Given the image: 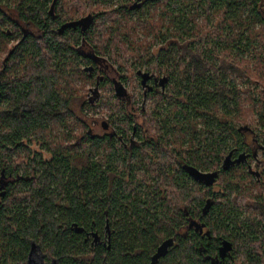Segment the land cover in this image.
Masks as SVG:
<instances>
[{"label": "trees", "instance_id": "obj_1", "mask_svg": "<svg viewBox=\"0 0 264 264\" xmlns=\"http://www.w3.org/2000/svg\"><path fill=\"white\" fill-rule=\"evenodd\" d=\"M48 1L0 0L19 14L17 21L0 8V53L5 54L0 62V178L4 168L24 176L0 196V264H28L31 241L41 246L48 264H151L159 245L190 219L206 226L212 240L201 239L200 229L191 231L158 264H211L221 236L242 245L235 244L220 264H264V242L252 232L254 224L236 214L235 203L247 189L224 187L226 197L212 206L201 192L205 188L183 168L187 163L217 171L221 156L242 147L238 132L264 128L262 0H65V8L59 0L54 15ZM183 8L196 16L187 19ZM69 24L77 25L60 33ZM138 33L146 40L138 42ZM11 40L17 45L9 49ZM169 40L171 50H161L148 67L153 71L157 65L172 77L180 69L185 77L175 95L154 100L143 150L134 153L149 178L142 197L116 174L113 144L88 138L89 127L72 109L79 93L74 83L81 78L95 83V89L111 83L101 81L104 61L138 58L144 66L141 60L156 43ZM175 49L181 57L177 65L169 60ZM220 55L228 61L226 70L217 66ZM227 79L226 92L221 85ZM161 110L172 118L162 122ZM113 111L123 132L131 131L125 106ZM180 136L191 137L189 149ZM34 142L46 147L50 160H29L27 143ZM125 164L123 175L137 171ZM107 222L122 227L112 250L85 243L84 233L104 231ZM75 226L83 233H75ZM260 234L264 241V231Z\"/></svg>", "mask_w": 264, "mask_h": 264}, {"label": "flooded vegetation", "instance_id": "obj_2", "mask_svg": "<svg viewBox=\"0 0 264 264\" xmlns=\"http://www.w3.org/2000/svg\"><path fill=\"white\" fill-rule=\"evenodd\" d=\"M59 0H49L47 3L46 8L49 9V14L54 15L56 8H57V3ZM145 1V0H144ZM143 2V0H142ZM264 0H262L263 4ZM6 5L0 3V8H2V10L4 11V13H7L9 15V17L11 19H16L17 21H19V14L16 12V9H12L11 7H5ZM64 7V6H63ZM7 11V12H6ZM196 59L193 60L194 63H196L195 61ZM99 63V62H97ZM150 63V62H149ZM148 63V65H149ZM95 68L98 66H94ZM93 67V68H94ZM220 68V66H218ZM92 68V70L90 71L91 74H95L96 71H94ZM197 67L192 65V70L196 69ZM165 70H162L160 73L158 72H154L151 71L149 69V67L143 71V70H137L136 71V80L137 82L140 84V87L142 89V106L140 111L142 112V114L140 115L141 118H144V113L146 112L145 109V105L147 104V101L155 98V97H159V96H165L167 95V87L171 84V80H172V76L169 73L164 72ZM163 73V74H161ZM102 79L101 81L104 83V79H109V81H111V84L113 86V89L115 91V95L117 97V100L120 104H123L125 106V108L128 111V115L124 117V120L129 121L131 124L127 127L128 129L131 127L132 130L129 132L124 133L122 128H123V124H119L114 126L111 122L106 121V122H102V124H100V127L103 129L102 133L97 134L93 132V127H89L88 129V138H90L91 140H98V141H110L113 146H114V150L116 153L115 159L119 164V170H116V174L123 176L125 181H126V185L127 186H131V185H135L134 187L132 186V191H138L137 193L140 195V189H138V187H146L149 178H147V175L145 174V172L143 170H141V165L140 164V158L135 156L134 153L136 152V150H143L144 144H145V137L143 138L141 136L142 134V130H141V126L139 124H137V119L138 116L136 113H134V110L136 108V105L138 104V101H136L134 95L128 90V88L125 86V84L123 83V75H121L119 72L116 71H112L108 66H106L105 68V72L104 74H102V76H100ZM101 82V83H102ZM123 86L124 88V93L122 96H118L117 95V87L118 86ZM224 88V86H222V89ZM100 89V87H99ZM98 89V91H99ZM96 94H98V92H96ZM178 95V94H177ZM179 96V95H178ZM146 117V116H145ZM147 122L143 121L142 124H146ZM99 125V122L97 123ZM140 129V130H139ZM131 133V134H130ZM239 135H241V144L242 147L238 146V147H233L231 150H229L226 155L221 156L220 158V162H219V169H217V171H203L201 169H198L194 166H189V164L184 163L183 168L185 170V172L187 173V175L193 179L194 181H196L197 183H200L204 188H208V203L210 205H215L216 203H219L222 200V197L226 195L224 193H218L215 194L214 193V187L217 186L218 182L221 181V179L223 180L224 177H226L227 175L233 174L236 171L240 172V170L246 168V172H244L243 176H240L239 179L241 177H243V181H247L248 178L253 181V183L260 187V190H262L263 192H261V194H258L259 196L257 197V202L256 205L258 206L257 208V212H247L245 213L244 211H241L239 208V210L233 212V214H237L238 217L240 219L243 220H248V222L254 224L255 228H252V232H258L257 236L259 237V242H264L263 241V237L261 236L260 232L264 231V211H262L264 209V187L263 185V178H264V171L262 170V166H264V162H262V160L260 159V157L264 154V145L260 144V142L258 140H255L254 143L249 142V134H253L252 131H245V132H238ZM247 135V137L245 136ZM84 141V140H83ZM82 141V142H83ZM247 145V147H246ZM232 154L231 156V161L234 163L233 166L228 170L225 171L223 169V166L225 165L226 159L227 157ZM242 154H246L248 156V160L247 162L244 163H236V161L239 159L240 155ZM120 156H122L120 158ZM224 157V158H223ZM125 160L126 164L123 162ZM254 163V165H253ZM124 164L125 167L128 169H136V172H130V173H126L125 175L122 174L123 170H124ZM254 167V168H253ZM198 169L202 172L205 173H215L216 176V182L212 185V186H206L204 183L197 181L196 179H194V177L192 176V174L190 173V169ZM140 170V171H138ZM262 170V171H261ZM231 171V172H230ZM7 170L4 168L3 169V173L2 176L0 178V196L2 193H5L9 187L13 186V185H19L17 178L21 177L23 178L24 176L21 174H9L6 173ZM33 173H31L32 175ZM140 174H143L142 178L140 179L139 182H137L138 178L137 176H139ZM26 181H29L27 178H25ZM129 181V184H128ZM152 181V179H151ZM242 181V180H241ZM117 183V182H116ZM237 186L239 188V190H245V189H249V187H244L242 182L237 183V179L235 181V185L234 187ZM2 197V196H1ZM261 201H263L261 203ZM239 207V205H237ZM206 214H210L209 210L206 212ZM198 221L195 219H190L188 225L184 228L181 229L179 231L176 232V234L168 239L173 238L175 240L174 246L173 248L177 245V242L180 238V236H183L185 238H187L190 235L191 231H197V227H198ZM122 227L120 226V222L117 223V225H112L111 227L109 226V223L107 222L106 225V230L104 231H96L99 235L100 240L94 244V237L92 235L93 232H95L94 230H90L89 232L84 233V241L85 243H88L90 246H102V247H106L108 250H112L116 244V241L118 240V231L121 229ZM263 228V229H262ZM206 226H204L203 229H201L200 231V235H201V239H206L208 241H211L213 236H211V234L209 233L208 230H206ZM72 230H74L75 233L76 229L75 227H72ZM83 233V232H81ZM78 233V234H81ZM164 240V241H166ZM219 243L217 244L216 248L218 250V254H219V250L220 248L223 246L224 242H230L233 246V250L235 248V244L238 245L234 240L230 239L229 237H219ZM163 241V242H164ZM34 241L30 242V249H31V244ZM162 242V243H163ZM161 243V244H162ZM37 244V243H36ZM160 244V245H161ZM39 245V244H37ZM159 245V246H160ZM242 245V243H239V247ZM40 246V245H39ZM171 248L170 251L173 249ZM232 250V251H233ZM30 253V251H29ZM156 253V251H155ZM154 253V254H155ZM232 253V252H231ZM230 254H228L227 257H230ZM218 254L216 256H214L213 258L210 259V262H212L213 259H216L218 257ZM153 256V255H152ZM151 256V258H152ZM226 257V258H227ZM28 259H29V254H28ZM27 259V261H28ZM34 260H36L37 262H41L43 261V264H47L46 262V258L42 252L41 246L40 249L36 252L35 256H34ZM29 264V263H28ZM50 264H56V261L51 262Z\"/></svg>", "mask_w": 264, "mask_h": 264}, {"label": "rangeland", "instance_id": "obj_3", "mask_svg": "<svg viewBox=\"0 0 264 264\" xmlns=\"http://www.w3.org/2000/svg\"><path fill=\"white\" fill-rule=\"evenodd\" d=\"M190 5H192V2H190ZM63 6L65 8V0H64ZM262 7H263L262 12L264 14V2L262 4ZM183 11H184L183 13L186 15L187 19H189V20H191L193 17L196 16L193 9H189V8L184 9L183 8ZM120 18H121V16H120ZM196 18L198 21L200 20V17L197 16ZM128 21H130V20H126L125 22H128ZM1 28H2V26L0 25V29ZM208 31H209V29L205 31V34ZM137 35H138V37H137L138 42L140 40L141 41L146 40V37L144 35H142V33H138ZM178 43H179V41H178ZM202 44H203L202 46L198 47L201 50L206 48L205 47L206 41H203ZM16 45H17L16 40H11L8 48L9 49L13 48ZM171 46H172V42L170 40L168 42H166L165 44H162L160 42L156 43V45L153 48V50L151 51L150 55L147 57L145 56V58L143 60H141V61H143L144 66H140V60L138 58L137 59L135 58V60L130 59L128 61V63H126V61H122L121 63H118V64H113V63H110L109 61L108 62L104 61V63H103V65L105 67L108 66L112 71L114 70L116 72H119L121 75H123V83L128 88V90L134 95L136 101H138V104L136 105L134 113H136L138 116L137 124H139L141 126V130L143 132H144V128H145L144 126L146 124L143 125L142 122L143 121L146 122V120L148 119V115H150L151 113L154 112L155 105H156L154 103V100L157 97L147 101V104L145 105V109H146L145 113L146 114H144V118H141L140 115L142 114V112L140 111V109H141V106L143 103L142 89L140 87V84L136 80V77H135L136 71L137 70L145 71L148 68V63H149V60L151 58L156 63L157 57H158L159 53L161 52V50H165V51L169 52L171 50ZM1 51H4V48ZM177 52H178L177 49H175L174 51L172 50V52L170 53V57H169V60H171V62H173L176 65L178 64L177 62L179 60H181V57L177 55ZM4 57H5V54L1 55V53H0V62L2 60H4ZM106 60H108V58H106ZM156 66H154L155 70H153V71L160 73L161 67H156ZM217 66H221L223 68V70H226L228 68V61H224L223 56L220 55L218 57V60H217ZM162 68L165 69L166 67H162ZM177 70L178 71H176L172 77L171 84L167 87V90H166L167 96H169V97L173 93H174V95L176 94V88L180 89V86H181V85H179L180 84L179 82L181 81V79L183 80L185 77L180 69H177ZM161 74H163V73H161ZM236 83L240 86V88L243 87V83L240 80H237ZM74 85L77 88H79V93H78L77 97H75V99L73 100L72 109L78 115L79 120L81 122H85V125H87L88 127H93V129H92L93 132L97 133V134H100L103 131V129L100 127V124H102L103 121L104 122L109 121L114 126L119 125L118 122H115V117H113L114 112H115V111H113V108L116 107L117 105H119L120 103L117 100V97L115 95V91H114L111 83H106L103 86L100 85V89L98 91V94H96V92H95V83L93 84V83L84 81L81 78H77V79H75ZM221 86H225V88L227 89L225 91L227 92L228 91V79L222 80ZM251 89L253 90L254 87ZM260 90H264V82L262 85H260ZM182 97H185V95H183ZM90 102H91V104H90ZM85 103H88V104H85ZM85 105H89V106L86 107ZM159 118L163 122V121H166L168 119H171L172 115L170 112H165V111L161 110V115ZM198 121H200V124L198 126V131L200 133L202 128L204 127V125H203V121L201 120V118H199ZM98 122H99V125L97 124ZM252 130H253L252 131L253 134H249V142L253 141V143H254L255 140H258L260 142V144L264 145V128L253 126ZM143 132H142L141 136L144 138L145 136H144ZM77 133H79L78 130H77ZM85 133H86V131L82 134H85ZM56 135H58V137L56 136V140L62 141V139H61L62 135L59 133H56ZM185 136H189V135L186 134ZM245 136L247 137V135H245ZM76 140H77V137H75L74 142H76ZM179 140H180V143H184L185 149H189L191 147V145L189 143L191 140V137L183 138L182 136H180ZM27 147L29 148L28 150L30 153V159L29 160L33 159L34 156L37 159H43V160H50L52 157L51 154L47 151L46 147L42 143H38V142L27 143ZM106 150L107 149H105V148L101 149V156H102L101 160H103V156H104L103 152H106ZM260 159L262 160V162H264V154L260 157ZM81 160L82 159L78 160V162H82ZM103 161H105V159ZM26 162H28V159ZM253 165H254V163H253ZM246 170L247 169L244 168V169L240 170V172L236 171L233 174L227 175L226 177L223 178V180L221 179V181L218 182L217 186L214 187L213 191L215 194H218V193L220 194L221 192H223L224 187H229L232 185L234 186L235 181L237 179V183L242 182L243 186L249 187L250 190L247 189V191H244L240 200L237 201L239 203H235V206L237 207V205H239V209L241 211H244L245 213L257 212V209H258L257 208L258 206L256 205L257 197L259 196L258 194H261V192H263V191L260 190V187L256 186L253 183V181H251L252 179L250 180L248 178L247 181H243L244 180L243 177H241L239 179L240 176L244 175V172ZM262 170L264 171V166H262ZM142 176H143V174H140L139 176H137V178H138L137 182L140 181ZM128 184H129V181H128ZM132 186L134 187L135 185H132ZM262 186L264 187V178H263V185ZM138 189H140V193L142 194V197L147 196V190L148 189L146 187L140 186V187H138ZM201 192H202V194H205V195L209 194L208 188L202 189ZM42 252H43V250H42ZM43 254L45 256V253H43ZM45 258H46V256H45ZM47 264H48V261H47ZM235 264H241V262L237 261Z\"/></svg>", "mask_w": 264, "mask_h": 264}, {"label": "water", "instance_id": "obj_4", "mask_svg": "<svg viewBox=\"0 0 264 264\" xmlns=\"http://www.w3.org/2000/svg\"><path fill=\"white\" fill-rule=\"evenodd\" d=\"M71 25H77V24H69V25H64L61 29H60V33H63L65 31V29ZM98 87L97 89H95V92H98ZM117 95L118 96H122L123 93H124V88L123 86H118L117 87ZM231 156L232 154H230L227 159H226V162H225V165L223 166V169L225 171H228L232 166H233V162L231 161ZM248 160V156L246 154H242L240 155L239 159L236 161V163L240 164V163H244V162H247ZM190 173L192 174V176L194 177V179H196L197 181L199 182H202L204 183L206 186H212L215 182H216V174L215 173H205V172H202L198 169H190ZM2 197L5 196V193H2L1 194ZM209 207V206H208ZM208 210H206L207 212ZM205 212V213H206ZM204 228V225L202 226V228L198 225L197 227V230L200 229H203ZM75 229H76V232L77 233H81L83 232V229L81 228H78V226H75ZM93 237H94V244H96L100 238H99V235L97 232H93L92 233ZM174 243H175V240L173 238L171 239H168L166 241H164L156 250V253L152 256L151 258V264H158L159 261L163 258H165L169 252H170V249L173 248L174 246ZM40 249V246L37 245L35 242H32L31 244V249H30V253H29V259H28V263L29 264H43V261H41L40 263L37 262L36 260H34V256L36 254V252ZM233 250V246L230 242H224L223 243V246L220 248L219 250V254H218V257L216 259H213L211 264H220V261L221 260H225L226 257L228 256V254H230Z\"/></svg>", "mask_w": 264, "mask_h": 264}]
</instances>
